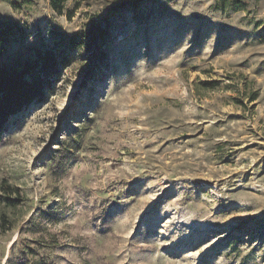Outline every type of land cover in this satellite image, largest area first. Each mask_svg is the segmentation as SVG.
I'll return each mask as SVG.
<instances>
[{"label": "rangeland", "instance_id": "374dc122", "mask_svg": "<svg viewBox=\"0 0 264 264\" xmlns=\"http://www.w3.org/2000/svg\"><path fill=\"white\" fill-rule=\"evenodd\" d=\"M78 1L0 0V67L69 58L0 133V264H264V0Z\"/></svg>", "mask_w": 264, "mask_h": 264}, {"label": "trees", "instance_id": "16d2710c", "mask_svg": "<svg viewBox=\"0 0 264 264\" xmlns=\"http://www.w3.org/2000/svg\"><path fill=\"white\" fill-rule=\"evenodd\" d=\"M118 3L116 8H125L130 5H137L146 0H113ZM67 0H50L51 7L58 13L71 18L74 11L78 9L80 2H76L74 10L66 11ZM241 0H215V8L224 10L229 6L236 5ZM92 35L105 39L108 35L106 27L93 30ZM9 28L6 23L0 21V55L3 54L4 43L9 38ZM69 58L56 48L37 50L32 59L23 61L19 68L13 66L0 67V133L6 130L11 120L32 105L43 102L47 99L48 93L53 89L57 76L67 68ZM201 85L206 89H214L220 85L219 81H204ZM255 95L251 97V101ZM20 201H10V204L17 206Z\"/></svg>", "mask_w": 264, "mask_h": 264}]
</instances>
